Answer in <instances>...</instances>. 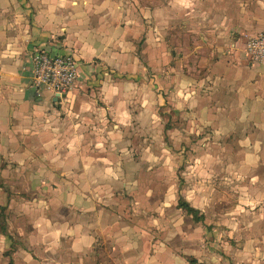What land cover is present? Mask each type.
<instances>
[{
  "label": "crops",
  "instance_id": "1",
  "mask_svg": "<svg viewBox=\"0 0 264 264\" xmlns=\"http://www.w3.org/2000/svg\"><path fill=\"white\" fill-rule=\"evenodd\" d=\"M126 3L0 0V264L10 247L12 264H264V62L223 49L260 30L264 0L223 6L174 57L166 34L154 44ZM35 49L75 56L70 93L35 94ZM153 104L185 113L180 133L205 127L224 139L213 152L229 204L215 212L214 195L184 198L199 216L211 202L217 222L177 207L164 164L151 172ZM214 226L230 236L216 250Z\"/></svg>",
  "mask_w": 264,
  "mask_h": 264
},
{
  "label": "rangeland",
  "instance_id": "2",
  "mask_svg": "<svg viewBox=\"0 0 264 264\" xmlns=\"http://www.w3.org/2000/svg\"><path fill=\"white\" fill-rule=\"evenodd\" d=\"M127 2L126 5L131 8L136 18H144L142 23L144 32L153 38L154 44L157 43V38L161 37L160 33L166 34L165 52L171 57H174L176 50H187L190 45V36L202 35L200 33L205 32L207 18L210 22L214 18L217 19L216 16L221 14L223 6L235 10L238 7V0H210L208 6L205 5L207 0H127ZM219 26L224 27L221 24ZM262 33H264V25L258 31L239 33L236 35L238 39L231 42L229 46H224L223 49L227 50L225 47H228V49L241 54L244 62H250L246 55L247 42ZM201 41L205 43L206 40L203 38ZM138 48L137 53L140 54L141 49H143V40L139 43ZM154 49H157V45H154ZM201 51L206 53V48L201 49ZM183 62L191 63L189 58L183 59ZM172 66L173 59L171 58L168 67ZM157 73L158 71L151 70L148 75L155 77ZM153 107L152 115H155V118H151V125L154 124L156 128L151 129L149 137L144 138V144H148L154 149L151 154L153 156L151 163H154L155 166L151 172L157 177V162L160 161L164 164L163 173L167 181L166 190L172 197L178 198L177 207L179 199L184 200V198H195L196 196H202L205 199L206 194H211L214 195L215 212L221 210L222 205L229 204L221 200L222 193L226 190V186L222 185L221 177L223 155L221 152H213V149L221 147L225 142L224 139L213 137L212 131L206 130L205 127L198 128L197 131L194 129L193 133L190 130L180 133L181 129H186L189 125L184 119L185 113L173 110L168 104L161 108H158L157 104H153ZM131 141L135 145L140 144L139 139L136 141L134 135ZM207 172L210 176L213 175V180L207 179L209 177L206 176ZM159 174L161 175V171ZM207 180L209 181L207 182ZM230 192L232 191L230 190ZM209 203L211 204L205 200L201 202L202 207H204L203 216L208 222L211 220L217 222V219L212 218L211 215L207 216L206 204ZM5 216H8L7 213ZM203 216L197 214L196 217L203 221ZM214 227L218 229L213 233L214 249L216 250L217 247L221 249L222 243L230 236L220 232L221 226ZM17 240L13 234L11 241ZM10 249L7 248L5 253L7 264L12 258L13 251Z\"/></svg>",
  "mask_w": 264,
  "mask_h": 264
},
{
  "label": "built area",
  "instance_id": "3",
  "mask_svg": "<svg viewBox=\"0 0 264 264\" xmlns=\"http://www.w3.org/2000/svg\"><path fill=\"white\" fill-rule=\"evenodd\" d=\"M246 55L252 63L264 62V33L247 42ZM31 87L39 96L48 92L55 98L70 93L78 79V63L73 54L49 55L35 49L29 55Z\"/></svg>",
  "mask_w": 264,
  "mask_h": 264
},
{
  "label": "trees",
  "instance_id": "4",
  "mask_svg": "<svg viewBox=\"0 0 264 264\" xmlns=\"http://www.w3.org/2000/svg\"><path fill=\"white\" fill-rule=\"evenodd\" d=\"M178 207L179 209L184 210L187 214L191 215L193 219L195 220V222L200 221V219L196 217L198 214V211H196L191 206H189V204L186 201L179 199ZM8 264H12V261L9 260ZM189 264H198V263L195 260H189Z\"/></svg>",
  "mask_w": 264,
  "mask_h": 264
}]
</instances>
